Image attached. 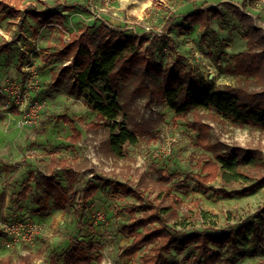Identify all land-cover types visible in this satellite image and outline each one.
<instances>
[{"label": "rangeland", "instance_id": "obj_1", "mask_svg": "<svg viewBox=\"0 0 264 264\" xmlns=\"http://www.w3.org/2000/svg\"><path fill=\"white\" fill-rule=\"evenodd\" d=\"M16 1L21 2L17 17L0 9V45L5 46L0 55V229L19 222L37 226L39 233L32 242L13 240L11 245L4 233L0 237V264H18L27 254L34 258L33 264H65V256L76 242L92 246L95 257L102 254V264H142L149 248L130 258L120 256L131 242L121 228L143 214L141 210L131 214L127 209L140 205L144 211L148 209L151 198L142 189L148 185L150 191L158 193L161 169L174 176V192L188 209L208 214L190 222L186 231L237 232L248 224L240 237L235 264H264V251L257 248L250 230V223L259 219L257 210L264 206V186L246 196L224 197L185 180L186 173L199 171L197 160L210 155L199 147L196 133L187 125L192 115L176 118L166 105L149 104L147 99H138L129 115L156 121V139L126 144L122 159L103 157L99 145L106 132L89 130L97 112L70 91L69 73L60 75L69 62L58 54L63 51L61 34L67 43L84 29L95 36L107 25L118 34L132 32L145 38L147 55L158 69L176 68L197 77L213 72L216 86H234L238 77L227 71V64L248 49L245 33L249 29L257 27L264 33V0ZM205 8L221 11L209 28H190L184 22L187 15ZM31 10L61 13L62 27L57 19L41 26L28 14ZM238 10L251 21L243 20ZM30 108L35 112L28 118L30 124H24ZM64 115L72 123L59 118ZM205 122L211 126L212 140L259 147L264 153V132L260 129ZM74 131L82 135L77 143L72 142ZM168 145L171 153L167 156ZM55 156L77 160L80 165L72 186L64 172L57 171L70 199L63 206L56 204L46 180ZM89 182L97 186V192L85 202L81 196ZM212 183L220 187L221 179ZM28 185L32 189L23 196ZM195 253L193 248L183 253L174 248L167 257L173 264H187L186 255Z\"/></svg>", "mask_w": 264, "mask_h": 264}, {"label": "trees", "instance_id": "obj_2", "mask_svg": "<svg viewBox=\"0 0 264 264\" xmlns=\"http://www.w3.org/2000/svg\"><path fill=\"white\" fill-rule=\"evenodd\" d=\"M20 6V1L0 0V9H6L11 17L20 14ZM28 14L41 26H48L57 19L62 27V15L57 11L31 10ZM238 14L243 20L249 19L240 10ZM220 16L219 9L205 8L190 13L184 22L190 28H209L212 19ZM86 31L82 30L67 43L61 34L63 51L58 54L69 65L62 69L60 75L69 73L70 91L82 97L83 102L97 112L96 121L89 123L88 128L90 131L105 130L106 136L99 145L103 157L122 159L126 144L136 145L145 138L156 139V121L137 120L129 115L138 99H147L149 104L166 105L174 111L176 118L192 115L187 125L196 133L199 147L210 155L199 158L195 165L199 171L186 173L185 180L194 181L200 189L224 197L246 196L264 186L263 150L214 141L211 126L205 122L250 126L264 132V33L261 29L253 27L245 33L248 49L234 55L227 64V71L238 77V83L226 87L216 86L203 76L197 77L180 69H158L155 61L147 55V40L132 32L118 34L107 25H103L95 36L88 35ZM4 48L0 45V55ZM59 118L72 123L65 115ZM81 138V133L74 131L72 142L77 143ZM49 168L46 180L50 192L56 204L66 205L70 199L57 179V171L62 170L72 186L79 175L80 165L77 160L55 156ZM158 172V193L150 191L148 185L142 189L149 192L151 198L148 209L144 211L141 205L127 209L131 214L139 210L143 214L121 228V233L131 242L120 256L130 258L143 248H149L141 258L142 264H173L167 256L174 248L179 253L193 248L196 253L186 255L187 264H235L240 237L248 229V224H243L237 232L186 231L190 222L207 218L208 214L188 209L174 192V176L165 169ZM218 178L221 179L220 187L212 183ZM239 183L242 185L236 188ZM31 189V186H26L22 195L26 196ZM96 192L97 186L89 182L81 198L87 202ZM257 216L259 219L250 223V230L257 248L264 251V206L257 210ZM3 234L0 229V237ZM82 244L75 243L65 256V264H102L103 255L95 257L94 248ZM33 261L32 255L27 254L18 264H33ZM52 264L57 263L52 261Z\"/></svg>", "mask_w": 264, "mask_h": 264}, {"label": "built area", "instance_id": "obj_3", "mask_svg": "<svg viewBox=\"0 0 264 264\" xmlns=\"http://www.w3.org/2000/svg\"><path fill=\"white\" fill-rule=\"evenodd\" d=\"M136 34V33H135ZM205 78L208 80V81H213V79L215 78V74L213 72L210 73V75H208V77L205 76ZM36 107V106H35ZM35 112V108H30V112L28 115H26L24 117L25 119V122L24 124H30V121H29V117L32 116ZM165 155H170L171 153V147L168 145L165 149ZM4 233L5 235L8 237L9 240V244L8 245H11V242L13 240H17V241H22V242H32L36 236V234L39 233V228L35 225H30L28 223H7V224H4Z\"/></svg>", "mask_w": 264, "mask_h": 264}]
</instances>
